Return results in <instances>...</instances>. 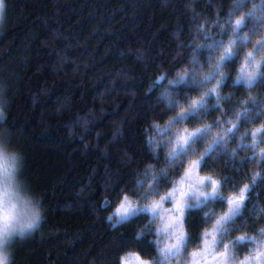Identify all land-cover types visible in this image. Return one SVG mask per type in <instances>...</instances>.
I'll list each match as a JSON object with an SVG mask.
<instances>
[{"label": "clouds", "instance_id": "9594fccd", "mask_svg": "<svg viewBox=\"0 0 264 264\" xmlns=\"http://www.w3.org/2000/svg\"><path fill=\"white\" fill-rule=\"evenodd\" d=\"M46 2L47 14L37 17L36 24L24 26L21 21L19 28H9V0H0V264H15L16 242L34 237L47 223L44 194L30 176L37 128L47 136L63 133L72 146H79L81 156L97 165L92 172L100 181L95 199L107 213L110 229L146 219L132 239L144 242L149 237L154 256L143 254L142 264H189L187 249L206 234L211 239L213 232L216 253L227 249V264H242L264 245V226L248 227L251 196L264 184V159L259 171L253 167L264 153V138L257 142L253 131H244L245 124H256L248 117L264 104L249 108L251 94L241 99L226 89L249 91L264 82L261 75L248 88L229 68L252 52L245 53L241 45H251L247 21L264 14V0H243L223 16L217 10L214 17L198 12L192 6L195 0H189L183 14L191 40L181 39L179 19L171 28L165 25L175 47L164 59L162 41L145 29L105 49L104 59L87 47L98 29L82 36L68 27L66 13H75V8L65 7L71 0ZM154 2L161 9L172 6V0ZM257 43L264 47V41ZM229 45L231 55L226 52ZM137 69L146 76L142 82ZM138 105L147 106L140 108L137 120ZM22 110L31 113V122L27 116L18 118ZM257 116L256 129L264 128V111ZM55 142L63 147V140ZM245 148L256 155L241 159ZM192 161L219 182V192L211 195L210 181L197 186L206 195L185 191L181 217L172 193ZM245 186L243 204L230 213L229 194ZM122 204L128 208L126 219L118 213ZM162 208L176 218L167 231L161 224ZM153 236L160 237L159 243ZM132 250L117 253L115 264H123ZM260 251L264 253V246ZM216 264H223L222 256Z\"/></svg>", "mask_w": 264, "mask_h": 264}, {"label": "trees", "instance_id": "16d2710c", "mask_svg": "<svg viewBox=\"0 0 264 264\" xmlns=\"http://www.w3.org/2000/svg\"><path fill=\"white\" fill-rule=\"evenodd\" d=\"M188 2L189 0H172L171 7L161 9L156 6L154 0H71L65 7L75 8V13L68 12L66 15L70 18L68 27L77 35L89 36L93 28L98 29V32L88 40L87 47L90 52L106 59L105 49H113L124 40L130 39L139 29H145L148 33H156L162 41L160 48L164 55L160 58L164 59V56L175 47V44L167 39L165 25L171 28L179 19L184 29L181 39L185 42L191 40L187 20L183 14L185 4ZM237 3H243V0H195L192 6L198 12L214 17L217 10L219 15L223 16L233 4ZM49 6L46 0H9L8 27L19 28L17 22L21 21L24 26L36 24L37 17L47 14ZM246 34L251 38L252 43L250 46L246 42L241 45L245 53L252 51L257 41L264 38V14L257 13L248 18ZM246 58V55H241L237 65L229 66L234 73L233 78L239 76L240 68ZM261 65L260 71L264 70V60ZM137 73L141 82L146 79L141 70L137 69ZM226 90L235 92L241 99L251 94L254 102L249 103V108H254L255 104H264V95H262L264 82L249 91L230 87ZM75 91L76 89H73L74 93ZM146 106H137V120L140 108ZM240 111L242 112L243 109ZM261 111L264 109L255 108L253 114L248 117V120L256 121V124L250 128L245 124V132L256 130L260 122L257 113ZM17 115L18 118L27 116L28 122H31V113L27 110H22ZM154 115L163 119L159 112ZM262 138L264 134H257L254 139L259 142ZM33 139L30 176L36 190L44 194L48 217L47 223L34 237L16 242L15 264H115L117 253L129 247L133 250L128 253L137 252L141 256L143 254L154 256V250L147 244L149 237H146L144 242L132 240L134 230L147 222L145 218L141 217L116 229H110L105 223L107 213L97 206L95 199L100 181L98 177L92 176V172L97 165L91 158L80 155L79 146H72L70 141L65 140L63 133L56 134V137L42 135L40 128L35 130ZM132 139H136L134 131ZM56 140H63V147L59 142H55ZM242 143L248 144L251 141ZM254 155L255 152H249L245 148L241 159ZM260 159L264 157L259 156L257 164L253 166L257 171L260 170ZM219 163L222 165L223 161ZM216 164L215 160L210 162L212 167ZM200 173L207 176L201 167ZM234 196L238 197L239 193L233 191L229 194V198ZM251 199L252 204L249 208L253 212L249 215L248 227L264 226V223H261L264 221V184H261ZM151 238L158 240V236ZM203 241L202 238L201 242L187 249V256L192 251L200 249Z\"/></svg>", "mask_w": 264, "mask_h": 264}, {"label": "snow or ice", "instance_id": "6c2138e0", "mask_svg": "<svg viewBox=\"0 0 264 264\" xmlns=\"http://www.w3.org/2000/svg\"><path fill=\"white\" fill-rule=\"evenodd\" d=\"M237 27H239V22H237ZM226 52L231 55L232 54V47L229 45L226 48ZM252 66L253 71H248L247 69L249 66ZM262 65L260 63H257L254 60L253 57V52H250L247 56V58L243 61V66L240 68V75H239V82H242L246 87L251 88L254 83L256 82L257 78L261 75H264V71H260ZM257 134H264V128L261 129H256L255 131L252 132L253 138L257 136ZM255 140V139H254ZM261 156L264 157V153H261ZM199 167L198 162L192 161L191 164L188 165L189 171L185 172L184 178L185 180L189 181V187H195L197 190L198 195H206L203 192H200L197 186L203 185L206 182L210 181L211 184V195L216 196L219 192V182L215 180L212 177L209 176H198L195 174V170ZM181 183H184V180L181 181ZM247 186L242 188L240 190L239 196L238 197H230L228 199V206H229V212L232 214H235L239 211L241 205L244 202L245 199V194L247 192ZM179 192V198H176V193ZM186 195V192L183 191L182 189H174L172 196L173 199L175 200V207L176 210L180 213L181 217L183 215V207H184V196ZM155 207L153 208V211H155ZM118 213H120L121 218L126 219L127 218V213H128V208L122 204L121 208L118 209ZM171 225V218H169V222L164 224L163 230L167 231L169 226ZM182 229H181V241H182ZM215 232L211 233V240L209 241L208 239V234H206L205 239L203 241L204 244V252H211L212 251V246L215 245ZM264 245H258L256 251L248 256L245 257L244 261L242 264H264V253L260 251V248ZM180 244L177 245V250H179ZM202 255L201 253H192V256L194 258V264L196 261V258L198 256ZM222 256L223 257V264H227L229 254L227 252V249L223 253H216L212 252V262L213 264H216L217 258Z\"/></svg>", "mask_w": 264, "mask_h": 264}, {"label": "rangeland", "instance_id": "374dc122", "mask_svg": "<svg viewBox=\"0 0 264 264\" xmlns=\"http://www.w3.org/2000/svg\"><path fill=\"white\" fill-rule=\"evenodd\" d=\"M260 41H264V38L261 39ZM252 52H253L254 60L257 63L262 64V62L264 60V47H261L258 43H256L254 48L252 49ZM247 70L253 71L252 66L250 65ZM258 70H260V69H258ZM187 171H189V169ZM195 174L198 176L204 177V175H202L200 173V166L195 170ZM182 180H184V183H181ZM189 183H190L189 181H187V180H185V178H183L177 183V188L182 189L183 191H191V190L195 189V187L190 188ZM203 185H201V186H203ZM176 198H179V192L176 193ZM167 207H168V205H164V208H167ZM164 208L160 209V215L162 217H165V219L161 221V224L163 225L165 223H168L169 218H171V224H175L176 223L175 216H171L170 214L166 213L164 211ZM208 239H209V241L211 240L210 238H208ZM159 240H160V237L158 236V240H157L158 243H159ZM194 252L202 254L196 258L195 264H213L211 256H212V252H216V245L212 246L211 252H207V253L204 252V244L200 249L192 251L188 255L189 264H194V258L192 256V253H194ZM182 253H183V250H182ZM123 264H142L141 255L138 254L137 252L127 253V255L123 259Z\"/></svg>", "mask_w": 264, "mask_h": 264}]
</instances>
